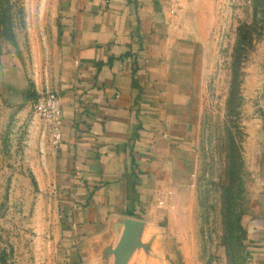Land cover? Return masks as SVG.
<instances>
[{
    "label": "rangeland",
    "instance_id": "rangeland-1",
    "mask_svg": "<svg viewBox=\"0 0 264 264\" xmlns=\"http://www.w3.org/2000/svg\"><path fill=\"white\" fill-rule=\"evenodd\" d=\"M177 9L191 47L188 173L150 196L147 249L128 264H252L264 255L253 239L264 238V0ZM58 13V0H0V264H116L111 223L74 227L59 147L35 108L54 91Z\"/></svg>",
    "mask_w": 264,
    "mask_h": 264
},
{
    "label": "crops",
    "instance_id": "crops-1",
    "mask_svg": "<svg viewBox=\"0 0 264 264\" xmlns=\"http://www.w3.org/2000/svg\"><path fill=\"white\" fill-rule=\"evenodd\" d=\"M58 4L52 88L63 110L60 193L77 229L97 232L111 223L120 237L133 217L143 224L144 244L150 196L171 175L188 173L191 47L178 40L177 0ZM257 220L255 227L264 225ZM253 239L264 250V238ZM252 260L264 264V255Z\"/></svg>",
    "mask_w": 264,
    "mask_h": 264
},
{
    "label": "built area",
    "instance_id": "built-area-1",
    "mask_svg": "<svg viewBox=\"0 0 264 264\" xmlns=\"http://www.w3.org/2000/svg\"><path fill=\"white\" fill-rule=\"evenodd\" d=\"M36 110L45 119L51 140L55 146L62 142L61 126L63 122L62 103L55 91L47 90L36 102Z\"/></svg>",
    "mask_w": 264,
    "mask_h": 264
},
{
    "label": "water",
    "instance_id": "water-1",
    "mask_svg": "<svg viewBox=\"0 0 264 264\" xmlns=\"http://www.w3.org/2000/svg\"><path fill=\"white\" fill-rule=\"evenodd\" d=\"M142 222L138 219L127 218L124 221V229L113 252L116 256V264H128L136 248L145 245L140 241Z\"/></svg>",
    "mask_w": 264,
    "mask_h": 264
},
{
    "label": "trees",
    "instance_id": "trees-1",
    "mask_svg": "<svg viewBox=\"0 0 264 264\" xmlns=\"http://www.w3.org/2000/svg\"><path fill=\"white\" fill-rule=\"evenodd\" d=\"M235 94H236V93H235ZM233 95H234V92H231V97H230V98H232ZM132 214L135 215V213H132Z\"/></svg>",
    "mask_w": 264,
    "mask_h": 264
}]
</instances>
